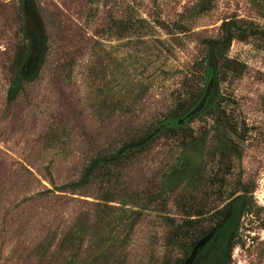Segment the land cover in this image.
<instances>
[{
	"label": "rangeland",
	"instance_id": "1",
	"mask_svg": "<svg viewBox=\"0 0 264 264\" xmlns=\"http://www.w3.org/2000/svg\"><path fill=\"white\" fill-rule=\"evenodd\" d=\"M29 2L43 60L9 103L14 57L28 43L20 0H0V264H176L183 253L169 241L188 220L181 198L206 192L222 210L238 181L255 206L232 264H264V0ZM231 21L254 33L232 34L210 111L97 169L83 187L55 191L206 88L205 42L223 40ZM183 140L203 144L200 185L163 190Z\"/></svg>",
	"mask_w": 264,
	"mask_h": 264
},
{
	"label": "trees",
	"instance_id": "2",
	"mask_svg": "<svg viewBox=\"0 0 264 264\" xmlns=\"http://www.w3.org/2000/svg\"><path fill=\"white\" fill-rule=\"evenodd\" d=\"M20 9L24 12L25 22L22 26L23 37L24 40L27 41L28 44L19 48L18 52L16 53L13 61V77L11 79L10 85L7 90L6 99L9 103L15 101L20 93L23 91V85L25 82L32 81L40 68V65L43 60V40L40 44L39 34L35 32V36L33 38L28 35V28H29V13H34L35 11L32 8L31 3L29 0H20ZM41 25V23H40ZM225 34L223 40L226 38L227 32H230L231 38L232 34L240 40H246L252 33H254V29L252 26L242 27L239 26L236 22H226L222 26ZM42 28V25H41ZM43 35V32H42ZM32 39H35V46L37 49L35 57H39L36 63H33V66L27 67V60L29 54L31 52L30 46L32 43ZM221 41L215 40H208L207 43L209 47V51L211 47L215 44H218ZM223 51L217 52L214 51V73L218 71L220 60L223 58ZM209 57V53H208ZM207 57V59H208ZM208 62V61H207ZM36 68H33L35 67ZM212 76V70L209 68L208 64L205 66V80L207 84V80ZM215 76V74H214ZM215 78V77H214ZM205 92V88H203L200 92L195 93L191 96L189 101H183L182 105L178 110L173 113L172 115L165 117L153 128L152 132L144 136L142 139H138L132 141L131 143H127L122 145L117 151L110 155H103L94 158L87 166L85 175L82 179L78 182L70 183L66 185H62L55 189V191H75L84 186L89 176L99 168L108 167L111 165H115L123 156L130 152L139 151L150 143H152L155 138L167 131H181L187 128V126L195 119L201 117L202 115L206 114L210 111L214 106L215 103H212L207 106L202 112L193 116L192 118H188L187 115L197 106L201 98L203 97ZM180 121H183L180 123ZM236 133V132H235ZM148 136H151L150 140L145 142L140 146H135ZM134 145V146H133ZM197 145L202 146L203 151V144L202 142H190L183 140L181 148L184 151L181 154V157L178 159L176 164L169 170L168 174L164 176L162 179L163 186L162 189L165 190L168 188V183L166 178L175 170L185 168L183 164V154L189 147H195ZM231 153H235L233 149H230ZM203 154V152H202ZM239 157V153L236 152L235 154ZM203 163V157L200 164L197 167H188L189 170L192 169L191 173L187 175V177L183 180L181 184L177 187L172 185V189H178L188 181L192 189H197L200 185L198 182V174L200 172L201 166ZM198 184V186L196 185ZM166 185V186H165ZM222 187V186H221ZM209 188V185H208ZM236 192L231 193V197L229 198V202L224 206L222 210H216L215 208H210V205L213 204H206L205 202L210 197L206 192H193L188 196L181 198L180 206L183 210L186 211L188 214V220L184 226L177 227L172 234V238H170L169 244L175 247H178L183 256L179 259L176 264H183L184 261L190 256V253L195 246V244L202 238L208 236L209 234L213 233L210 240L204 245L202 249H200L196 255V258L193 264H232V251L239 244V230L241 228V220L246 215H250L253 213L254 209V202L251 196V191L248 188L238 181ZM223 187L220 189L221 191L218 195H221ZM192 192V191H191ZM190 193V192H189ZM158 197L161 196V193L157 195ZM187 202V204L183 203ZM213 202L214 199L212 200ZM209 216L214 224L206 229L203 228L205 221H211L209 218H205L204 216ZM190 217H194L193 219H189ZM190 230L191 233L187 232Z\"/></svg>",
	"mask_w": 264,
	"mask_h": 264
},
{
	"label": "water",
	"instance_id": "3",
	"mask_svg": "<svg viewBox=\"0 0 264 264\" xmlns=\"http://www.w3.org/2000/svg\"><path fill=\"white\" fill-rule=\"evenodd\" d=\"M29 13V28L27 30L28 35L31 36L33 38V36H35V32H37L39 34V40H40V44L42 43V39H43V35H42V28L40 25V22L38 20V17L36 16V14L34 13H30V11H28ZM32 27V30L31 28ZM232 41L230 32H227L226 38L218 43L215 44L211 47L210 51H209V57H208V66L209 68L212 70V76L208 79L207 84H206V88H205V92L203 97L201 98V100L199 101V103L197 104V106L187 115L188 118H192L193 116H196L197 114H199L200 112H202L207 106H209L212 103L213 97L215 96L216 93V82H215V78H214V51L216 50L217 52H221L223 50H226V48L229 47L230 43ZM35 39H32V43H31V52L29 54L28 60H27V67H31L33 66V63H36L39 57H35L37 49L36 46L34 44ZM36 68V65L35 67ZM183 121H180V123H182ZM151 138V136H148L147 138H145L144 140H142L141 142H139L138 144H135V146H140L142 144H144L145 142L149 141ZM134 146V145H133ZM191 151H195L196 152V156L192 159L189 160L188 156L189 153ZM202 146L197 145V146H193V147H189L183 154V165H185V168L183 169H178L173 171L167 178L166 181L170 182L172 185H175V187H177L179 184H181L183 182V180L187 177V175L189 173H191L192 169L189 170L188 167H197L201 160H202ZM213 233L209 234L208 236L200 239L195 246L193 247L190 256L184 261L183 264H193L196 255L198 253V251L200 249H202L204 247V245L210 240V238L212 237Z\"/></svg>",
	"mask_w": 264,
	"mask_h": 264
},
{
	"label": "flooded vegetation",
	"instance_id": "4",
	"mask_svg": "<svg viewBox=\"0 0 264 264\" xmlns=\"http://www.w3.org/2000/svg\"><path fill=\"white\" fill-rule=\"evenodd\" d=\"M195 156H196V152L195 151H191L189 153L188 158H189V160H192ZM167 183H168V188H171L172 187L171 183L170 182H167Z\"/></svg>",
	"mask_w": 264,
	"mask_h": 264
}]
</instances>
